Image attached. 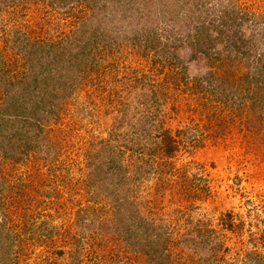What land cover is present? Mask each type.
Masks as SVG:
<instances>
[{
  "label": "rangeland",
  "instance_id": "1",
  "mask_svg": "<svg viewBox=\"0 0 264 264\" xmlns=\"http://www.w3.org/2000/svg\"><path fill=\"white\" fill-rule=\"evenodd\" d=\"M53 2L0 0V68L16 71L21 65L29 72V48L21 44L20 49L12 50L16 33L22 40L26 37L23 42L41 39L47 56L60 52L61 58L64 51L76 53L88 40H95L91 38L92 32L98 28L95 42L103 47L95 56L89 55L93 68L83 73L86 81L76 93L63 99L64 109L59 114L44 113L53 118L47 128L57 134L52 138L55 145L65 147V140L76 144L70 159H65L71 162L66 166L70 174L77 180L83 178L87 169L79 145L92 138V134L102 131L101 135L106 136L114 118H122L119 130L135 132L134 138L154 132L158 121H162L161 130H168L179 144L171 160L172 174L190 196L182 191L179 197L175 194L158 198L156 227H165L175 241L179 234L192 228L197 230L198 226L204 227L202 231H206L205 226L215 231L199 236L194 230V240L201 239L204 248L196 254L189 253V264H209L207 244H213L216 233L217 241L224 247L233 246V250L240 252V262H248L244 250L264 253V240L259 238L264 235V88H259L263 83L255 81L260 66L257 59L264 54V0H62L57 5ZM103 3L106 8L100 9ZM91 4L97 7L95 18L91 16ZM232 4L247 20L240 25L217 27L218 16ZM114 15L117 17L111 18ZM188 23L209 26L214 37L218 32L213 28L217 27L214 29L222 31L223 39L210 49L206 43L197 47ZM83 27L87 32L77 41L75 36L82 34ZM69 40L73 42L68 47ZM37 96L48 99L49 94ZM21 100L31 111L35 100L28 94ZM2 101L0 97V104ZM45 109L49 110L47 106ZM65 115L71 118L62 120ZM1 153L2 149L0 227L10 235L14 247L10 257L0 251V264H145L137 252L141 248L133 247L120 234L109 239L96 234L81 235L83 226L76 212L78 207L84 208L86 195L76 193L69 203L70 179L67 186L60 183L66 174L61 168L55 167L51 172L42 168L34 179L38 180L35 187L29 163L4 161ZM135 159H128V163H136ZM182 170L187 177L179 176ZM45 180L61 192L59 202L62 199L69 203L65 211H57L52 207L53 201L44 198L48 193L42 186ZM59 191L54 192L57 195ZM20 197L36 199L40 205L31 206ZM187 199L193 205L189 206ZM23 211L30 212L31 219H47L49 229H28L23 234ZM229 211L239 214L244 221L242 228L232 234L222 233L217 225L219 215ZM36 227L34 223L33 228ZM49 230L52 235L47 236ZM2 246L6 247L0 241ZM230 257L229 253L227 258Z\"/></svg>",
  "mask_w": 264,
  "mask_h": 264
},
{
  "label": "trees",
  "instance_id": "2",
  "mask_svg": "<svg viewBox=\"0 0 264 264\" xmlns=\"http://www.w3.org/2000/svg\"><path fill=\"white\" fill-rule=\"evenodd\" d=\"M53 1V4L57 5L62 0ZM97 6L98 10L102 7V9L106 8L104 3L100 9L99 5ZM90 8L92 10L91 16L93 18L98 16L96 4H91ZM125 9L126 7H122L123 12L126 11ZM91 16L89 18H92ZM244 16L243 14L240 15V11L232 4V6L222 10L221 15L218 16L220 21L217 27L240 25L247 20ZM116 17L114 15L111 18ZM121 18H123L122 14ZM192 24H189V27L194 31L193 39L197 47L206 43L207 49H210L223 39L222 31L214 29L217 27L213 28L218 32V35L214 37L209 33V26L204 24H194L192 26ZM97 29L93 30V36L91 37L95 40L91 42L88 40L76 53H72L70 50H67L68 52L64 51L61 58L60 52H54L50 57L47 56L48 53L44 51L45 45L41 39L31 38L23 42L26 37H23L22 40L20 34L16 33L20 38L15 36L14 41L16 43L14 42L15 45L12 50L20 49L21 44H23V47L29 48L26 52V60L30 59L31 67L28 73L26 70L21 69L23 67L21 65V68L16 71L10 70V68H0V97L3 98V103L0 104V149L3 151L1 157L4 158V161L13 160L14 163L28 162L32 186L35 182V187L38 185V180L34 179L38 178L37 176L40 175L39 172L42 168L48 170V172H51L55 167L61 168L66 174H64L65 177L60 183L67 186L66 182L70 179L69 203L74 201L76 193L82 192L86 195L87 202L84 208L83 206L82 208L78 207L76 212L77 220L83 226L82 236L96 234L101 239H109L114 237L113 234L115 233L116 236L120 234L124 237L123 239L129 240L133 247L139 246L141 248L137 249V252L139 257L145 261V264H189V253L196 254L204 248L201 239L198 242L195 241L196 239L194 240V230L198 232L199 236L209 235L208 232L215 234V231L206 226V231H202L201 229H204V227L200 228L198 226L197 230L192 228L186 233L179 234L177 241H175L172 239V234L164 230L165 227L161 228L159 226L161 229L156 227L158 198H163L165 195L175 197V194L179 197L180 194H183L182 191H185V195L190 196L189 190L187 191L179 180L176 181L172 174L174 164L171 160L178 152L179 144L169 134L168 130H161L162 121L156 119L159 126L154 132L148 131V134L145 133L144 136L134 138L135 132L119 130L123 124V119L114 118L109 130H106V136H102L100 130L101 132L98 135L92 134V138L79 145V147L81 146L79 149L83 156L84 166L87 169L83 178L80 177L79 180L74 178L68 171L69 167H66L71 162H65V159H70V152L76 147V144L73 140H65L64 147L57 146L54 144L55 141H52L53 136L57 134L55 130H48L47 127L53 118H47L44 113L53 111V113L59 114V111L64 109L63 99L76 93L78 86L86 81L82 78L83 73L93 68V62L89 55L94 54L95 56V53L103 47L100 48L95 42ZM86 32V28L83 27L82 34L75 36L77 41ZM98 35L102 34L99 33ZM72 42L73 40H69L66 46L69 47ZM59 43L61 41L57 43L60 48ZM233 43L235 45V42ZM33 56L36 57L32 59ZM257 60L260 66L255 81L263 83L259 87L261 89L264 88V54L260 55ZM59 65L62 66L61 69ZM31 84L33 85L31 86ZM38 93H48L49 97L48 99L45 97L38 99ZM25 94L30 95L35 100L31 111L24 107L25 103L21 100ZM8 98H10L9 102L4 107ZM46 106L49 110L45 109ZM8 115L10 118H8ZM70 118L71 116L65 115L62 120L67 121ZM54 119V122H57L58 117ZM75 152L77 153V150ZM77 156L80 155L77 153ZM134 158H136V163H128V159L133 160ZM62 161L64 163L63 168L61 167ZM2 163L4 164V162ZM184 172L182 170L178 173L181 178L187 177V174L183 175ZM43 182L42 186L45 191H48L47 194H44V198L47 201L52 200V207L57 208V211H65L69 203L67 200L64 202L62 199L59 202L61 193L59 189L53 188L52 184L46 180ZM55 190L59 191L57 195L54 192ZM20 199L24 202L28 201L31 206L40 205L36 199H28V197H20ZM187 200H189V206L193 205L191 199ZM176 206L179 207V205ZM184 209L189 211L186 208ZM20 216L22 217L21 230L23 234L27 233L28 229L33 232H35V229H49L46 218V220L31 219L28 211H23ZM34 223L37 225L36 228H33ZM217 223L221 232H226V234L237 232L244 225L241 216L231 211L220 214ZM0 228L2 230L0 241L1 244L6 246H2L0 251L10 257L14 247L13 240L7 232H3V226ZM49 231L50 233L47 236L52 235L51 230ZM218 234L216 233V237H219ZM216 237L213 239V244H207L209 245L207 263L264 264V253L260 250H244L243 256L248 258V262H240L239 259L242 258L240 252L233 250V246L224 247V244L218 242ZM259 238L260 241H263L264 235L260 234ZM229 253L231 257L227 258ZM58 254H62V252H58Z\"/></svg>",
  "mask_w": 264,
  "mask_h": 264
}]
</instances>
